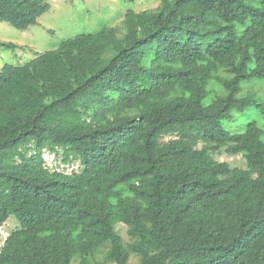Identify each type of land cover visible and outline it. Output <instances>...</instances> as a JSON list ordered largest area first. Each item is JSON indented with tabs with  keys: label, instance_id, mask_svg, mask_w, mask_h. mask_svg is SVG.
<instances>
[{
	"label": "trees",
	"instance_id": "1",
	"mask_svg": "<svg viewBox=\"0 0 264 264\" xmlns=\"http://www.w3.org/2000/svg\"><path fill=\"white\" fill-rule=\"evenodd\" d=\"M154 1L0 69V226L21 224L0 264H264V130L222 125L264 117L255 94L239 98L264 80V0ZM50 9L0 0V23L24 31ZM45 152L81 170H52Z\"/></svg>",
	"mask_w": 264,
	"mask_h": 264
},
{
	"label": "rangeland",
	"instance_id": "2",
	"mask_svg": "<svg viewBox=\"0 0 264 264\" xmlns=\"http://www.w3.org/2000/svg\"><path fill=\"white\" fill-rule=\"evenodd\" d=\"M47 2L51 5L50 11L39 18L37 25L27 30L20 31L8 23H0V41L11 42L18 46L14 51L0 49V69L6 64L25 65L39 54L58 49L67 39L119 26L129 11L139 13L159 6L154 0H47ZM241 87L239 98L252 93L258 100L264 101V80H248L242 83ZM214 97L215 94L209 95L206 104L211 103ZM250 123H255L264 130V117L255 107L236 113L233 119L224 121L222 125L232 133H244ZM177 138L178 136H167L162 141L167 142ZM202 146L203 144H200L198 148ZM213 156L217 161L228 163L232 168H247L246 160L242 155H229L222 151ZM44 158L46 165L52 170L67 174L81 170L80 162L72 161L70 164H65L62 153L54 155L45 152ZM20 227V221L15 216L10 217L0 226V249L7 237ZM116 230L126 244L131 242L125 225H117ZM102 251H105V248ZM102 251L97 254L95 261L102 262L104 253ZM138 263L139 257L132 255L129 264ZM72 264H80V256H76Z\"/></svg>",
	"mask_w": 264,
	"mask_h": 264
}]
</instances>
